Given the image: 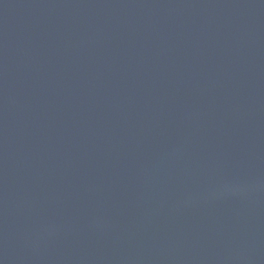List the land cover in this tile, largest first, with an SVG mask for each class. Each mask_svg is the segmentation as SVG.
Instances as JSON below:
<instances>
[{"label":"water","instance_id":"obj_1","mask_svg":"<svg viewBox=\"0 0 264 264\" xmlns=\"http://www.w3.org/2000/svg\"><path fill=\"white\" fill-rule=\"evenodd\" d=\"M0 264H264V0H0Z\"/></svg>","mask_w":264,"mask_h":264}]
</instances>
